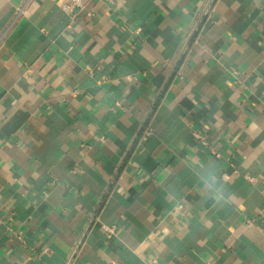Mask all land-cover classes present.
Segmentation results:
<instances>
[{
    "label": "crops",
    "instance_id": "crops-1",
    "mask_svg": "<svg viewBox=\"0 0 264 264\" xmlns=\"http://www.w3.org/2000/svg\"><path fill=\"white\" fill-rule=\"evenodd\" d=\"M208 1L0 0V264H264V0Z\"/></svg>",
    "mask_w": 264,
    "mask_h": 264
},
{
    "label": "built area",
    "instance_id": "built-area-1",
    "mask_svg": "<svg viewBox=\"0 0 264 264\" xmlns=\"http://www.w3.org/2000/svg\"><path fill=\"white\" fill-rule=\"evenodd\" d=\"M53 1L57 3V5L60 7V9L64 13L70 15L71 17H75L80 10L84 9L87 6V4L92 2L93 0H53ZM215 1L216 0H209L207 2L206 6L203 9L204 16L209 17L212 14ZM23 10L24 8L21 9L19 12L23 13ZM196 136L201 140L202 143H204L205 145L208 144L202 135L198 134ZM81 243H82V239L78 241V243L76 244L75 248L71 252L65 264L71 263V260L74 257V255L77 253V250L80 247Z\"/></svg>",
    "mask_w": 264,
    "mask_h": 264
}]
</instances>
